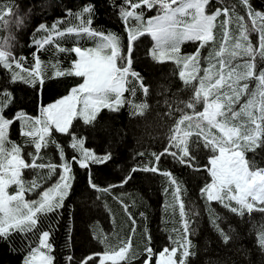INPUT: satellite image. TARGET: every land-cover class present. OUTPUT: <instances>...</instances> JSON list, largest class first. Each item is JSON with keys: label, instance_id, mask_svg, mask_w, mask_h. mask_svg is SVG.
Instances as JSON below:
<instances>
[{"label": "trees", "instance_id": "trees-1", "mask_svg": "<svg viewBox=\"0 0 264 264\" xmlns=\"http://www.w3.org/2000/svg\"><path fill=\"white\" fill-rule=\"evenodd\" d=\"M86 2L87 0H0V47L12 51L16 56L26 57L27 64L32 63L33 53H36L43 61H55L58 58L66 68L65 56L76 57V55L59 54L55 48L56 43H62L67 35L55 37L51 32L33 33L32 30L41 22H46L50 26L57 17H64L61 6L76 10ZM109 2L110 0H95L97 15L94 26L105 30L106 33L114 31L121 35L116 47L105 50L111 55L114 53V61L123 63L121 57L124 45L128 43L131 50V40L127 41L124 35L127 26L117 18V11L108 6ZM205 2L207 12L211 15L220 13L223 17L221 36L223 44L226 40L229 47L236 41L239 34L245 43L251 44V49L242 60L252 62V71L248 75L259 79L254 74L257 70L264 68V60L255 58H264V27L261 26L258 18L251 15L250 11L247 15L245 14L246 6H240L242 0H210V2L205 0ZM114 3L119 5L121 0H114ZM252 3L257 9H264V0H252ZM10 4L18 5V8L10 7ZM29 10H31L29 26L24 30L15 29L13 25L18 18L17 14L28 13ZM156 14V9L146 11L148 18ZM71 18V16L66 17L65 23L60 24L59 27H63ZM254 32H260L259 41L253 36L259 44L258 47L250 39ZM10 35L16 37L14 43L6 40ZM46 35L54 37L53 43L46 45L48 50H40L34 43H29L33 36L42 39ZM138 35L139 32L136 29L129 31L132 39ZM93 38L99 41V38ZM198 45L200 48H197ZM154 46L155 42L146 35L137 42L135 47L134 68L143 74L145 83L151 85L150 91L142 93V85L135 87V95L130 106H122L118 112L108 110L98 112V119L94 126L84 125L81 120L85 119L81 116L73 119L68 133L52 126L48 133L40 135L43 140L40 147L35 146L36 136L33 135L47 123L42 119L43 109L58 98L69 94V90L82 82V79L75 77L52 79L45 85L41 82L42 94L39 98L30 85L24 84L11 85L14 97L11 93H6L4 96L0 94V130L5 129L6 132L3 135L0 133V162H7L13 155H19L27 160L26 165L22 167L19 180L8 186L7 193L24 194L26 188L33 192L43 189L47 191V187L58 178L57 167L62 170V179L67 177L69 169L74 167L77 174L76 182L65 201L66 207L59 213L62 218L57 221V214H50L44 218L41 225L45 230L52 225L57 260L66 257L69 248L74 249L76 257L85 252L100 251L106 247L105 243L100 242L106 237L107 245L114 246L123 242V247L118 254L105 256L104 260L123 264L125 257L135 254V264H140V259L148 248L149 239L157 250L170 246V236L174 240L179 239L186 246L185 230L195 228L196 234L192 238L196 244V256L191 264H264V255L260 253L255 243V234L264 228V215L254 212L239 218L219 204L207 205L205 199L199 194L202 185L210 182L206 171H190L172 162L170 158H162L160 167L172 170L183 181L181 186L187 189L182 195L183 201L179 196L172 200L170 196L164 194L163 190L167 186L166 177L159 174L136 173L129 184L112 188V185L118 184L129 168L134 164L151 160L152 156L159 153L165 144L172 143L179 148V156H176L175 152L170 154L180 163H184L188 155L189 143L197 138L204 142L194 154V162L198 165L203 166L207 162L211 153L205 148L213 147V141H216V146L221 150L234 148L241 151L250 170L261 171L260 169L264 168V108L260 106V97L264 93L261 88L257 87L256 98L250 106H246L235 121L232 120L231 115L224 118L234 124V127L225 128L235 132L233 137L227 139L223 133L215 132V129L211 128L212 123L201 120L209 104L215 102L218 105L215 96L208 100L207 95L200 92L199 74H193L191 71L196 65L197 55L205 44L201 40L194 39L183 42L182 50L189 47L190 52H183L184 54L182 53L179 58L161 60L156 57L158 60H172L174 63H158L151 60L146 53H150ZM116 52L119 53L115 56ZM192 61L194 63L190 65ZM238 61L233 59L231 66ZM240 62L233 69L234 74L241 68ZM45 67L48 66L45 65ZM131 67L129 62L123 73L124 79L127 78L126 72L131 71ZM48 78V74L45 73L43 79ZM31 79L37 78L31 77ZM236 80L237 78H233L231 82L239 90ZM215 82L217 81L212 83ZM250 82L247 79L243 80V83ZM8 86L9 82L0 77V88ZM129 86H133L131 81ZM159 92L163 95H159ZM225 93L234 94L227 87H225ZM202 100L205 101L204 112L197 110V105ZM224 102L228 103L226 100ZM38 103L47 105L42 106L38 111ZM112 103L113 97L107 104ZM10 105L11 108L6 115L5 110ZM31 122L34 127H30ZM25 130L32 134H26ZM9 134L11 144L8 143ZM170 136L171 141H169ZM181 136L184 137L181 138ZM222 136L223 140H221ZM80 138L85 140L87 147L98 154L105 150L112 151L114 158L111 163L104 167L93 168L91 173L98 186H109L110 191H93L89 188L87 173L78 169L70 160L73 155L79 157V153L84 151ZM50 142H54L56 147L48 146ZM70 143L74 149L69 147ZM141 152L143 156L137 157L136 154ZM75 163L83 166L85 162L78 159ZM13 186L20 191H15ZM41 186H43L42 189H40ZM232 187L235 189L234 185ZM36 198H38L36 193H26V199ZM15 202L24 203V196ZM165 202H169L170 207L164 209ZM214 215L220 219L217 229L212 224ZM219 229H224L232 236L228 244L223 242L218 233ZM67 235H71L70 244L65 243ZM23 240H27L33 246H36L38 242V238L33 234H28L23 237ZM13 241L16 248L22 244L19 234L13 237ZM13 251L15 249L10 251L9 243H0V264H21V256L24 253L14 255ZM151 255L152 252L149 251V261H145V264H149Z\"/></svg>", "mask_w": 264, "mask_h": 264}, {"label": "snow or ice", "instance_id": "snow-or-ice-1", "mask_svg": "<svg viewBox=\"0 0 264 264\" xmlns=\"http://www.w3.org/2000/svg\"><path fill=\"white\" fill-rule=\"evenodd\" d=\"M208 2H210V0H208ZM198 3L199 0H121V3L116 5L114 0H110L108 6L117 11V18L127 26L124 35L126 36L127 41L131 40V50H129L128 43L124 45L121 57L123 63H120V61L113 62L110 58L104 57L103 62L110 67L113 63H115L118 72L114 75L112 71H108L105 81L98 84L97 87L100 90H104L105 85L110 82L111 91L113 93V103L106 104L99 109L94 108L90 112L91 118L89 120H81L84 125L94 126L96 120L98 119V112L100 111L108 110L118 112L122 106H130L135 95V87L142 85V93L151 90V85L145 83L143 74L134 68L135 47L137 42L142 37L146 35L149 36L151 40L155 42V46L151 48L150 53H146V55L151 60L158 63H174L172 60H158L156 58L157 50L174 43L178 39L182 42H190L193 39L191 33L197 28V25L200 24L203 17L198 15L191 23L178 19V17H184L186 15L191 16V13H189L188 10L191 8H197ZM9 6L18 8V5L15 4H10ZM240 6H246L245 14L247 15L250 11L251 15L257 17L261 26L264 27V9H257L252 3V0H242ZM61 7L64 12V17H57V19L50 26L46 22L39 23L35 28H33V33L51 32L54 33L55 37H65L68 34H77L87 37H97L99 38V42L94 47H82L77 44L72 48H67L57 43L55 48L57 53L75 54L78 57V59L71 62V65L68 68L63 67L58 58L55 61H43L40 59L39 54L36 53H33L32 63L27 64L26 57L16 56L12 51L5 50L0 47V77L9 82V86L7 88H0V94L4 96L6 93H11L14 97L11 85L24 84L30 85L39 98L42 94L41 82L45 85L46 83L51 82L52 79L73 77L81 78L82 82L74 85L69 92L72 93L75 91L79 94L81 87L87 85L90 82V77L93 76L94 70L91 66L94 65L98 59L97 53L102 52L104 49L116 47L118 38H121L119 33L114 31L106 33L105 30L94 26L95 17L97 15L95 0H87L85 4L76 10L69 9L66 6ZM153 9L157 10V14L148 18L146 16V11H151ZM69 16H71L74 20H77L79 25L77 27H67L65 30H61L59 25L65 23V18ZM17 17L18 18L16 19L13 27L15 29L24 30L30 24L31 10H29L28 13H18ZM182 24L184 25V31H176V29ZM131 29H136L139 32V35L135 39H132V37L129 36V31ZM253 36H255L259 41L260 32H254L250 37V39H252L258 47L259 44L257 40L253 39ZM53 39V35H46L42 39L33 36L30 38L29 43H34L35 47L40 50H48L46 45H51L53 43ZM201 39L204 38L201 37ZM6 40L10 43H14L16 37L14 35H10ZM210 42L211 41L208 43ZM197 48H200V45H198ZM175 50L181 51L180 48H176ZM78 53H83L84 55L81 56L78 55ZM255 59L264 60V58ZM129 62H131L132 66L131 71L126 72L127 78L124 79L119 75V73H125L126 66L129 65ZM78 64L81 65L82 69L89 68L90 70H78ZM45 65L48 67H45ZM227 67V63L221 62L218 67V74L215 77L217 82L209 85L207 93V99L211 100L212 97L215 96L219 105V112L216 114L215 122L212 123L211 128L215 129V132L221 133L225 128L234 127V124L224 118L231 115L232 120L235 121L239 117L240 113L244 111L246 106H250L256 98V89L258 86L261 88L262 93H264V68L257 70L254 74L255 77H259V79H255L252 75L247 74L238 77L236 80V84L239 85L238 90L231 82L232 74L229 73L225 76V69ZM204 68H207V66L203 67L201 70L203 71ZM46 69L48 70L47 72ZM57 72L60 74H55ZM45 73L48 74V79H43ZM26 77H28V79H26ZM31 77H36L37 79L32 80ZM245 79L251 82L243 83V80ZM226 80L227 84L225 83ZM121 81L124 86L123 93L118 90V86ZM130 81L133 83V86H129ZM225 87L231 89V93L234 94L225 93ZM126 94L128 95L126 96ZM158 94L163 95L161 92ZM260 99V106L264 108V94L261 95ZM225 100L228 101V103H225ZM46 105L38 103V111L42 106ZM10 108L11 105L5 110L6 115ZM197 110L204 112L205 101H200L197 105ZM14 114L15 113H13V115ZM9 118H11V116H9ZM72 131L74 132V127ZM213 135H215V133H213ZM171 140L172 137L170 136L169 141ZM221 140H223V136L221 137ZM11 142L12 140L9 134L8 143L11 144ZM80 143L82 144L84 151L79 153V157L76 155L71 157L70 160L73 161V165L87 173L89 179L88 186L93 191H110L111 189L109 186H98L91 173L93 168L104 167L111 163L114 158L112 151L105 150L103 153L98 154L86 146V142L83 138H80ZM202 143L204 142L200 141L199 138L189 143L188 155L184 163H180L170 154V152H175L176 156H179L180 149L172 143L165 144L164 148H162L159 153L152 156L151 160H146L142 164H134L131 168H129L128 172L122 176L118 184L112 185V188L123 187L129 184L134 179L136 173L142 172L145 174H159L166 177L165 180L167 182V186L163 190L164 194L170 196L172 200H175L179 196L183 201L182 195L187 191L185 187L181 186L183 185V181H181L172 170L162 169L160 167L162 158H170L172 162L178 163L181 167L188 168L190 171L207 172L210 177V182L202 185L199 192L200 196L207 202V205H212L213 203L219 204L222 208L239 218H244L246 215L254 212L264 215V187H261L258 192H249L247 189H244V197L242 199L237 198L242 189L239 186H236L235 189H233L232 185L235 181L222 179L224 174L223 169L225 166L228 169H232L234 162L227 163L226 165L222 162L215 168L213 167L214 157H220L222 155V150L220 147L216 146V141H213V147L205 148L211 153V155H209L207 162L203 166L194 162V154L199 150ZM48 146L56 147V144L54 142H50ZM69 147L74 149V146L71 143ZM136 156L142 157L143 153H137ZM37 159H39V157H37ZM78 159L85 162L83 166L80 163H75ZM260 170L264 172V168H261ZM57 172H59L57 180L51 186L47 187V191L43 189L42 191L35 190V192H33L30 191L29 188H26L24 190V203L17 204L15 201H12L7 212L0 210V243H9L10 251L15 249V251H13L14 255L21 254V252H23L24 254L21 256V264H117L115 261L104 260V257L118 254L123 247V242L114 246L107 245L106 237L100 241L101 243L106 244V247L100 251L94 250L85 252L83 255L76 257L74 249L69 248L66 257H61L60 260H57L52 225H49L47 230L41 227V225L44 218L48 217L50 214H57V221L62 218L59 213H61V211L66 207L65 201L68 199L71 190L73 189L77 175L74 167L69 169L68 176L63 179L62 170L59 167L56 169V174ZM58 181L60 183H57ZM248 183L253 187L255 186L252 181H249ZM13 187L15 191H20V189L15 188V186ZM42 188L43 186H41L40 189ZM26 193H36L38 198L31 200L26 199ZM10 195H12V193H10ZM163 207L164 209L170 207L169 202H165ZM184 207L186 208L185 203ZM132 220L134 221L135 219L132 217ZM219 221L220 219L217 218V215L212 216V224L215 225V229L218 228L220 224ZM192 223H194V221H192ZM218 233L222 237L225 244H228L232 240V236L224 229H219ZM17 234H19L22 238V244L19 248H16L15 242L13 241V237ZM28 234H33L38 238L36 246H33L27 240H23V237L28 236ZM195 234V228L186 229V246L181 243L179 239L174 240V238L170 236V246H164L158 250L154 249L151 240L149 239L148 248L143 254V258L140 259V264H145V261H149V251L152 252L149 264H159L158 256L161 253L166 254L168 252L175 253L173 256L175 264H191L192 259L196 256V244L192 238ZM255 235L256 247L260 253L264 255V228L259 230V232ZM149 237H151L150 233ZM65 243H71V235L66 236ZM61 250L63 251V248ZM134 256L135 254L125 257L122 261L123 264H135Z\"/></svg>", "mask_w": 264, "mask_h": 264}, {"label": "rangeland", "instance_id": "rangeland-1", "mask_svg": "<svg viewBox=\"0 0 264 264\" xmlns=\"http://www.w3.org/2000/svg\"><path fill=\"white\" fill-rule=\"evenodd\" d=\"M206 2L205 0H199L197 8L189 9V13L191 16L178 17V19H182L187 23H191L192 20L196 16H201L203 19L200 24L197 25V28L191 33L193 39L192 40H201L206 46L200 51L195 59V67L193 68V74H199L200 79V87L199 90L203 95H207L209 85L215 81V77L218 74V67L221 62H226L228 67L225 69V76L229 73L232 74L233 78H238L244 75L251 74L252 71V62L250 60H242L248 54L251 49L250 43H245V40L239 34L238 38L233 44L227 46L228 41L223 44L222 43V27H223V17L220 13H215L214 15H209L210 12H207ZM79 22L74 19H70L67 24H65L62 30H65L67 27H77ZM60 28V29H61ZM176 31L183 32L184 25H180ZM203 37L204 39H201ZM211 41L210 43H208ZM99 41H96L93 37H87L83 35H75L71 36L70 34L64 38L62 43H59L61 46L69 48L76 46L79 44L82 47H94ZM57 44V43H56ZM85 44V46H83ZM183 42L181 40H177L172 44L164 46L157 50V58L161 60L165 59H175L179 58L183 52H190L189 47H185L182 50ZM176 48H180L181 51H176ZM119 52L115 53V56ZM184 54V53H183ZM78 55L83 56V53H78ZM97 61L94 65H92L93 76L90 77V82L87 85H84L80 89V93L77 94L75 91L69 93L67 96H64L62 99H58L57 101L47 105L43 109L42 119L46 120L47 123L37 130L33 136L35 138V146L40 147L42 145V138L40 135H44L51 130L52 126H55L59 131L68 133L70 126L73 122V119L76 116H81L85 120H89L90 112L95 108L99 109L103 107L105 104L109 103L113 97V93L111 91V83L105 85L104 90H100L97 85L103 83L107 77V72L112 71L114 75L118 72V69L115 66V63L110 67L109 65L103 62L104 57L110 58L114 61V53L111 55L105 49L97 53ZM66 58V68L71 65V62L78 59V57H73L72 55L65 56ZM233 59H238L241 64V68L237 70L236 74L233 73V69H235L239 65V61L235 64H232ZM194 62H190V65ZM203 71L201 70L203 67ZM78 70L89 71V68H81V65H77ZM121 77L124 78L123 73H119ZM227 82V80H226ZM123 82L118 86V90L123 93ZM219 106L214 102L208 105L207 110L202 114L201 120L207 121L209 123H213L215 116L218 112ZM30 127H34L33 122H31ZM1 134H5V129L0 130ZM25 133L30 135L32 132L25 130ZM227 139H230L235 135V132L229 129H224L222 132ZM184 136H181V138ZM18 144L16 143V146ZM4 148L2 149V151ZM232 163L234 162L233 168L228 169L226 166L223 169V177L222 179H226L229 181H235L233 184L235 187L239 186L242 191L237 198L242 199L245 195L244 189H247L249 192H258L261 187H264V172L262 171H252L249 169L247 162L239 150H235L234 148L230 150H222V155L220 157L214 158L213 167L215 168L220 163ZM27 160L20 157L19 155H13L7 162H0V210L5 212L8 211L10 207V203L13 200H16L19 197H23V193H18L15 195H10L7 193V188L10 184L19 180L22 174V167L25 166ZM254 182L255 186L253 187L248 182ZM174 252L161 253L158 256L159 264H175L173 256Z\"/></svg>", "mask_w": 264, "mask_h": 264}, {"label": "crops", "instance_id": "crops-1", "mask_svg": "<svg viewBox=\"0 0 264 264\" xmlns=\"http://www.w3.org/2000/svg\"><path fill=\"white\" fill-rule=\"evenodd\" d=\"M19 198H20V197H19ZM17 199H18V198H17ZM17 199H16V200H17ZM13 201H15V200H13Z\"/></svg>", "mask_w": 264, "mask_h": 264}]
</instances>
